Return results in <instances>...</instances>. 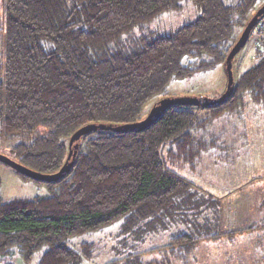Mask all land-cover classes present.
<instances>
[{"label": "trees", "instance_id": "obj_1", "mask_svg": "<svg viewBox=\"0 0 264 264\" xmlns=\"http://www.w3.org/2000/svg\"><path fill=\"white\" fill-rule=\"evenodd\" d=\"M181 1L2 0L0 140L14 142L13 160L54 173L80 127L143 119L144 105L171 81L224 65L264 4L188 0L198 11L194 20L169 34L145 30ZM261 22L264 15L251 32ZM233 61L229 94L207 98V105L170 104L142 131L85 133L69 171L42 181L47 194L0 195V263L31 264L39 251L37 264H85L93 244L76 250L70 238L119 220L123 245L171 229L165 246L183 262L202 238L219 235L220 199L176 168L194 172L205 151L233 137L250 105L264 104V36L238 75ZM135 255H124L123 264ZM149 264L171 263L163 256Z\"/></svg>", "mask_w": 264, "mask_h": 264}, {"label": "rangeland", "instance_id": "obj_2", "mask_svg": "<svg viewBox=\"0 0 264 264\" xmlns=\"http://www.w3.org/2000/svg\"><path fill=\"white\" fill-rule=\"evenodd\" d=\"M233 1L234 0H226L228 3ZM2 5L3 2L0 0V15H2ZM197 14L198 11L196 7L190 1L182 0L179 9L165 11L158 18L148 23L144 28L145 30H152L159 34H169L176 28L194 20ZM263 23L264 22H261L259 26L251 32L245 45L234 56L233 71L235 75H238L243 71L252 61L257 41H259L261 35L264 36ZM226 85L227 78L223 64L218 65L215 69L210 71L196 72L183 79L173 80L169 83L163 93L153 97L144 105L139 118H143L148 114L151 110L153 101L156 99L160 100L166 97L170 98L179 96H204L207 98H217L224 93ZM256 113L257 111L254 105H250L245 112L249 117L248 121L255 127L258 125V121L255 119V115H258ZM234 122L237 123V121ZM220 124L222 123L219 122L218 125ZM231 124L232 122H228L227 127H229V130H232L233 128V125ZM262 126H264V120ZM238 130L239 129H236V135L234 134L233 137L239 136ZM253 130L254 129L251 128L248 131ZM227 136L228 135H225V137ZM236 137L234 141L240 140ZM231 139L228 140L230 145L224 143V145H221L217 150L208 149L205 151L194 172L190 168H187V166H182V168H176L177 173L206 190H211V180L219 185L223 184L224 180H226L228 185L227 188L231 190L233 188L231 185H237L238 182L236 180H240L245 173H257L254 172L256 169L252 166L248 167L247 163L252 164L255 157L258 156L255 155L256 152L253 151V154L246 153L243 158L233 160L234 162H240L243 164L240 171L237 169H226L227 165L226 167L225 165L222 167L217 164L214 167L212 163L213 161L216 160L217 162L221 161L220 163H224L229 161L235 153H237V155L240 154L241 150L235 152L236 147L234 144H231ZM13 144V141L0 140V154L12 159L15 158L14 154L10 151ZM217 154H219L220 157H216ZM259 172L262 173V175L253 176V174H251L250 177L264 178V171ZM234 188L236 187L234 186ZM45 194H47V187L44 182L29 178L22 173L19 174L13 168L0 161V195L4 199L8 200L14 197H32ZM255 195L260 194L258 193ZM255 195L251 196V198L256 197L252 200L254 203L253 209L247 208L245 206V201L241 203L242 207H236V204L230 206V211L233 208H239L236 213L248 209L243 214H240L239 217H236L238 220L247 213L258 212L257 210H254V208L255 205L259 206L261 202L260 197ZM218 214V225L221 233L217 236L202 238L184 262L173 259L169 254V249L165 246L169 242L172 233L171 229L159 231L156 234L151 232L141 241H131L130 239L126 245H123L121 242L122 236L119 234L120 220L99 231L74 235L70 238L69 246L79 250V244L81 242L93 244L92 256L85 262V264H112L111 261L116 258L119 260V263L117 264H123L124 255L132 252H135L136 255L135 258L128 260V264H135L136 262H138L137 264H149L151 261H159V258L162 259L163 256H165L166 261H169L171 264H264V223H260L258 216L256 217L255 215L250 214V216L245 218L246 222L248 220L256 221L252 222L251 225L247 222V225L245 224L244 226L249 227V232H246L245 234H242V237H239L236 232L242 229H247V227L240 229L241 226L232 223L233 221L230 219L231 213L229 211L224 216L227 221H225L226 219L224 220L220 208L218 209ZM257 214H259V212ZM260 215L261 214H259V216ZM223 221H225V223H223ZM39 255L40 252L37 251L33 256L31 264H37ZM137 259L139 261H136ZM16 262L22 264L20 260H16Z\"/></svg>", "mask_w": 264, "mask_h": 264}, {"label": "crops", "instance_id": "obj_3", "mask_svg": "<svg viewBox=\"0 0 264 264\" xmlns=\"http://www.w3.org/2000/svg\"><path fill=\"white\" fill-rule=\"evenodd\" d=\"M255 108L257 111L256 114H258V115H255V119L258 121L257 127L251 125V122L248 121L249 117L246 115L243 123H241V125L238 128L239 129L238 130L239 136L238 137L234 136L231 139V142H233L232 144H234L236 147L235 152L241 150L240 154L237 155V153H235V155L233 157H231L229 161L224 162V163H220L221 161L217 162L216 160L213 161L212 163H213L214 167L217 164H219L222 167H223V165H225V167L227 165L226 169H232V170L237 169L240 171L243 164L240 162H234L233 160H236L238 158H243V156H245L246 153H249V154L252 153L253 154L254 152H256L255 155H258V156L255 157V160L252 164L247 163V166L248 167L249 166L254 167L256 169V170H254V172H257V173L256 174L255 173H249V174L245 173V175L240 180H236L238 182L237 185L236 184L231 185V187L233 186V188L231 190L227 188L228 185H227L226 180H224V183L221 185H219L218 183H215L214 181L211 180V190L208 189L213 195H215L216 197H218L220 199V209H221V213H222L223 217L229 211L231 213L230 219L233 221L232 223H235V224L241 226L240 229L243 227H247V229H242V230L236 232V234L239 235V237H242V234L249 232V229H248L249 227L244 226L247 222H248V224L250 223V225H251L252 222L256 221V220H254V221L248 220L247 222L245 221V218L250 216V214H253L256 217L258 216L260 223H264V200H262V199H264V178L250 177L251 174H253V176L262 175V173H260L259 171H264V156H263L264 155V126H262V123L264 120V104L257 106ZM251 128H253L254 130L248 131ZM227 137H225V136L222 137V140L220 142L221 144H219V146L224 145V143L228 144ZM235 137L239 138L240 140L234 141ZM216 157H220L219 154H217ZM234 186L236 188H234ZM258 193L260 195H255ZM252 195L260 197L261 203L259 204V206L255 205V208H259V207L260 208L259 209L254 208V210H257L259 212V214H261V215L259 216V214H257L258 212L247 213L246 215H243V217L239 218V220H238L236 217H239L240 214H243L248 209L242 210L239 213H236V211L239 210V208H233L230 211L229 210L230 206H232V204H236V207L237 206L242 207L241 203L245 201V206L249 209H253L254 203L252 200L255 199L256 197L251 198ZM241 209H243V208H241ZM233 212H234V214H233ZM223 217H222V219H223ZM225 219L226 218L224 217V220ZM225 221H227V219ZM225 221H223V223H225Z\"/></svg>", "mask_w": 264, "mask_h": 264}, {"label": "water", "instance_id": "obj_4", "mask_svg": "<svg viewBox=\"0 0 264 264\" xmlns=\"http://www.w3.org/2000/svg\"><path fill=\"white\" fill-rule=\"evenodd\" d=\"M264 15V4L257 9V11L251 16L245 27L243 28L240 36L234 43V45L229 50L225 62H224V68L227 78V85L226 90L224 91L223 95L229 94V92L232 89L233 86V74H232V60L234 56L238 53V51L245 45L248 36L253 29V27L256 25L258 20ZM222 95V96H223ZM211 100H207V97H201V96H179V97H170V98H162L156 103L151 110L148 112V114L141 120L122 124V125H112V124H104V123H90L86 124L76 131H74L69 140H68V154L65 163L59 168L58 171L54 173H39L37 171L31 170L28 167L22 165L21 163L0 154V161L9 167L13 168L15 171L22 173L23 175L39 180L44 182H51L56 181L59 178L62 177V175L69 171L71 168L74 158L79 146V142L81 140V137L90 131H94L97 129L101 130H109V131H119V132H126V131H142L145 128H147L153 121V118L157 117L159 115V112L162 111L164 108H166L170 104H183V105H198L200 103L207 105L209 103H212Z\"/></svg>", "mask_w": 264, "mask_h": 264}]
</instances>
